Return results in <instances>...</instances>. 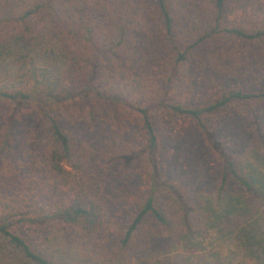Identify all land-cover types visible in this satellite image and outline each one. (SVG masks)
Instances as JSON below:
<instances>
[{"label":"trees","instance_id":"trees-1","mask_svg":"<svg viewBox=\"0 0 264 264\" xmlns=\"http://www.w3.org/2000/svg\"><path fill=\"white\" fill-rule=\"evenodd\" d=\"M192 131L221 217L168 168ZM215 228L239 259L172 264H264V0H0V264L193 255Z\"/></svg>","mask_w":264,"mask_h":264},{"label":"rangeland","instance_id":"rangeland-1","mask_svg":"<svg viewBox=\"0 0 264 264\" xmlns=\"http://www.w3.org/2000/svg\"><path fill=\"white\" fill-rule=\"evenodd\" d=\"M37 58L45 63H53L55 57H57L55 51L52 47H47L35 54ZM59 69L61 66L56 65ZM58 75V74H57ZM57 79L59 76H56ZM247 124L233 122L229 124L228 130L225 133V137H230L232 139L231 143V152L234 154L236 160L241 164L249 163L252 165H257L255 162L250 159V142L252 136L248 134L245 129ZM84 136V135H83ZM87 138V143L89 146H94L93 138L84 136ZM95 138V136H94ZM178 152L172 157L168 162V168L171 170V174L176 176V180L181 182L187 187L193 189L195 196L202 197V201L205 203L206 200L212 197V207L217 215H220L223 211V205L215 204L217 200L218 192L215 186V180L208 174V157L209 151L205 146L203 140L192 131L190 136H188L182 143H178L176 146ZM248 165V164H247ZM258 167L260 165L258 164ZM263 168V166H261ZM231 194H235L230 192ZM115 195V194H114ZM113 194L109 198V202H112ZM163 208V203L159 204ZM211 205V204H210ZM235 236L231 239H221L219 235V230L217 228L209 231V235L196 246V249L193 255L187 253L188 249L185 247L178 246L177 249H174V252L170 251V245H165L162 247L148 248L147 244L142 242L131 244L130 248H127V255L125 256L126 264H156L159 260L167 259L169 264H172V261H180L181 259L190 260L195 258L197 261L205 260L204 257L209 252L220 254L222 258H229L228 256H234L237 254L238 259L240 258L238 249V243L235 240ZM168 238L165 239L167 242ZM189 246V245H187ZM193 247H191L192 249ZM195 248V247H194ZM190 250V248H189ZM205 250V251H204ZM165 256V257H164ZM123 259V258H122ZM117 263V262H115Z\"/></svg>","mask_w":264,"mask_h":264}]
</instances>
